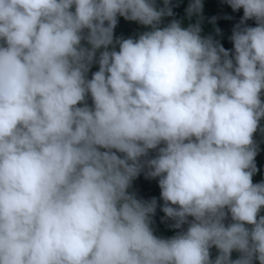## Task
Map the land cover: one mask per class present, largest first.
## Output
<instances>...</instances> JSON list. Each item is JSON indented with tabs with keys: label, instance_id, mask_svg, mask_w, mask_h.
Masks as SVG:
<instances>
[{
	"label": "clouds",
	"instance_id": "clouds-1",
	"mask_svg": "<svg viewBox=\"0 0 264 264\" xmlns=\"http://www.w3.org/2000/svg\"><path fill=\"white\" fill-rule=\"evenodd\" d=\"M227 3L232 50L203 0H0V264H264V0Z\"/></svg>",
	"mask_w": 264,
	"mask_h": 264
},
{
	"label": "trees",
	"instance_id": "trees-1",
	"mask_svg": "<svg viewBox=\"0 0 264 264\" xmlns=\"http://www.w3.org/2000/svg\"><path fill=\"white\" fill-rule=\"evenodd\" d=\"M173 2L178 4V7H175L173 9L176 13V16L165 17V23H167L173 18L180 19L184 17L185 9L189 4V0H173ZM203 4L204 7L202 15L204 33H211L216 39L220 41L224 48L232 50L233 42L230 40V36L232 34L234 25L238 24L240 22L241 17L243 16V8L241 7L238 11H234L231 6L227 3V0H203ZM213 18H215V26L220 29L219 34L213 31ZM246 23L249 26L256 25V21L254 19H249L246 21ZM144 30V26L140 25L139 23L135 21L126 20L124 17L119 16L118 24L115 27L114 34L116 37H129ZM98 68V64H93L91 70L88 73V77L91 78V74L97 71ZM262 99H264V96H262ZM87 102L91 105L92 100L90 96L87 98ZM255 140L259 145V151L255 157V162L258 171L252 177L253 183L264 181V135L257 132L255 134ZM158 180L159 177L148 178L145 176L144 172H141V174L133 180L132 189L130 190H134L137 197L142 198L143 200H151L153 197L157 199L158 206L156 208L155 214L152 217V227L154 228V232L156 235L170 237L174 235L177 231H180L182 229L186 230L187 224L183 225L182 229H176L169 227V225L172 224L173 221H171L170 219H162V217H165V213L162 211L164 201L162 200L160 195L161 189L159 187ZM260 215H264V208H262ZM230 217V215L227 217V219L225 220V224L231 222ZM189 219H192V217H189ZM217 254L218 249L213 246L210 249L211 258L215 259ZM239 255L240 253L238 251L233 250L232 259L238 258ZM255 264H259V261H255Z\"/></svg>",
	"mask_w": 264,
	"mask_h": 264
},
{
	"label": "water",
	"instance_id": "water-1",
	"mask_svg": "<svg viewBox=\"0 0 264 264\" xmlns=\"http://www.w3.org/2000/svg\"><path fill=\"white\" fill-rule=\"evenodd\" d=\"M231 218V217H230Z\"/></svg>",
	"mask_w": 264,
	"mask_h": 264
}]
</instances>
